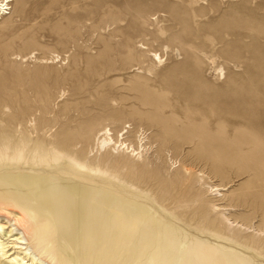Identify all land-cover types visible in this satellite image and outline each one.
<instances>
[{"label":"rangeland","instance_id":"1","mask_svg":"<svg viewBox=\"0 0 264 264\" xmlns=\"http://www.w3.org/2000/svg\"><path fill=\"white\" fill-rule=\"evenodd\" d=\"M11 1L0 126L15 115L52 133L89 121L144 132L161 187H141L161 195L158 212L264 264V146L241 143L250 132L264 145V0ZM142 162L116 160L121 170Z\"/></svg>","mask_w":264,"mask_h":264},{"label":"bare ground","instance_id":"2","mask_svg":"<svg viewBox=\"0 0 264 264\" xmlns=\"http://www.w3.org/2000/svg\"><path fill=\"white\" fill-rule=\"evenodd\" d=\"M11 3L0 0V21L10 15ZM137 10L132 12L141 16ZM153 56L162 63L161 55ZM146 103L157 109L165 106L149 98ZM7 121L0 126L2 262L262 264L234 248L230 238L213 233L217 241L212 242L189 233L171 213L165 211L166 218L158 212L153 205L163 210L161 195L141 187L159 183L144 158L150 150L144 132L95 128L89 121L52 133L38 127L36 119L23 124L18 116L9 115ZM260 137L249 132L241 143L258 149L264 146ZM198 138L200 143L204 139ZM122 157L143 162L121 170L116 160ZM181 170L188 179L190 170Z\"/></svg>","mask_w":264,"mask_h":264}]
</instances>
